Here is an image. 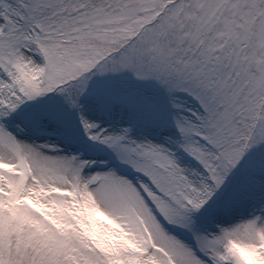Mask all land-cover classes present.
<instances>
[{"label": "snow or ice", "instance_id": "6c2138e0", "mask_svg": "<svg viewBox=\"0 0 264 264\" xmlns=\"http://www.w3.org/2000/svg\"><path fill=\"white\" fill-rule=\"evenodd\" d=\"M0 264H264V0H0Z\"/></svg>", "mask_w": 264, "mask_h": 264}]
</instances>
